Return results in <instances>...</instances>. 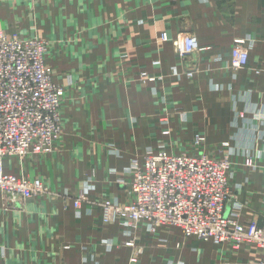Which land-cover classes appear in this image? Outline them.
<instances>
[{
  "label": "crops",
  "instance_id": "1",
  "mask_svg": "<svg viewBox=\"0 0 264 264\" xmlns=\"http://www.w3.org/2000/svg\"><path fill=\"white\" fill-rule=\"evenodd\" d=\"M0 28L57 45L48 61L67 94L65 130L54 150L5 161L18 176L42 179L51 194L26 201L0 196V264H247L259 257L252 243L237 248L163 227L136 232L142 252L133 262L130 237L102 221L99 202L128 198V187L109 171L121 173L135 155L157 147L166 128L181 142L198 129L229 134L225 141L237 148L236 111L264 104V0H0ZM181 34L198 38L201 50L190 58L172 44ZM247 37L254 45L249 64L234 77L230 52ZM173 66L193 75L141 78ZM243 177L236 174L234 182ZM252 183L235 192L246 205L242 222L261 208ZM87 186L79 217L75 198Z\"/></svg>",
  "mask_w": 264,
  "mask_h": 264
},
{
  "label": "built area",
  "instance_id": "2",
  "mask_svg": "<svg viewBox=\"0 0 264 264\" xmlns=\"http://www.w3.org/2000/svg\"><path fill=\"white\" fill-rule=\"evenodd\" d=\"M162 38L168 40V34L164 33ZM250 39H237L232 47L227 67L234 77L249 64L254 46ZM172 44L182 57L190 58L201 50L193 34L179 35ZM47 53V47L39 39L0 31V196L5 200L26 201L51 194L42 179L18 176L5 166L9 157L52 152L63 133L66 88L55 78ZM155 63L159 64L160 60ZM185 75L190 77L193 71L181 72L173 66L165 75L143 72L141 78L162 81L174 76L181 80ZM211 84L217 90L224 88ZM233 127L237 128L236 134H243L248 142L242 165L253 170L264 168V104L236 111ZM196 134L200 135L194 145L204 146L205 133ZM163 135L170 136L171 130L166 128ZM223 147L227 154L222 158L202 151L146 150L144 154L135 155L120 173L117 183L128 187V200L109 197L99 202V206L102 221L118 224L130 237L126 245L133 247V262L142 252L134 238L140 228L157 234L163 227H176L185 238L229 242L237 248L252 243L260 255L247 264H264V210L261 218L253 215L241 221L246 206L235 192L248 184L250 177L246 176L242 183L234 182L237 162L233 159L237 161V148L231 146L230 141L224 142ZM112 170V174L118 173ZM88 191L87 186L75 198L79 217ZM107 244L112 247L111 243Z\"/></svg>",
  "mask_w": 264,
  "mask_h": 264
},
{
  "label": "rangeland",
  "instance_id": "3",
  "mask_svg": "<svg viewBox=\"0 0 264 264\" xmlns=\"http://www.w3.org/2000/svg\"><path fill=\"white\" fill-rule=\"evenodd\" d=\"M0 31H2V32L6 33V34L8 33L2 28H0ZM13 33H17L18 36H20L21 38H36V39L41 40L45 44V46L47 47V50H48L47 56L49 55V52H55V51L58 50L57 45L52 44V42L49 39H47L45 37H42V36H40L38 34L26 35V34L21 33L18 30H15V31H13L11 33H8V34H13ZM174 40H176V38H174L173 41ZM174 48H175V46H174ZM180 57L184 58V59L187 58V57H182V56H180ZM47 60H48V57H47ZM48 63H49V61H48ZM50 66L54 69L52 64H50ZM143 72H141V74ZM54 73H55V69H54ZM169 76H171V74H169ZM55 78H56V76H55ZM178 114H179L181 120H183L184 122L188 120L186 112L180 111V112H178ZM166 117H167V115L162 117L161 119L163 120ZM63 118H64V115H63ZM64 130H65V128H64ZM64 130H63V133H64ZM196 133H205V134H203V135L206 136V142H205L204 146H200V145H197V144L194 145L196 137L198 135H200V134H196ZM206 133H207L206 130H203V129L199 130L198 129L193 134H188L187 135L188 137L183 139L182 142H181V140L173 138V134H171L170 136L163 135V136H165L164 140H162V142L157 147H148L147 151L150 150V149H153V150L157 151L159 148H162V149L164 148V149H167V150H170V151H173V152L191 151L192 153H198V152L202 151V152L207 153L208 155H212V156L219 157V158H222L224 155H226L227 154V149H225L223 147V143L230 141V140H226L225 141V139L229 136V134H225L226 136H224V134H206ZM209 135H210V137L208 139ZM243 142H244L243 134H237V161H236L235 158L233 159V161L237 162V176H239L241 174H243L244 177L249 176L250 177V182L249 183L253 182L252 184H256L255 195H257L259 197V200L262 203H261V208H260L259 212L255 213L253 215L261 218V214H262L261 212L264 210V168H262V169L259 168V169L253 170V169H250V168L248 169V168H246L245 166L242 165V163H243V160H242L243 153L247 152V149L245 148V145L243 144ZM180 146H182L183 149L179 148ZM231 146L235 147L233 144H231ZM110 149L112 151H116V148L114 146H111ZM114 170H117V169L114 168ZM112 171L113 170L111 169L109 172H110L111 175L115 176V180L117 182V179L119 177L118 174H120V172L117 170L118 173L114 175V174L111 173ZM123 171L124 170H122V172ZM251 172H253V173H251ZM252 174H254V175H252ZM244 177H243V179L241 181H238V182H241V183L244 182L245 181ZM31 179H33V178H31ZM237 191H238V189H237ZM81 192H83V191H81ZM107 198H109V197H107ZM110 198H113V197H110ZM244 205H245V203H244Z\"/></svg>",
  "mask_w": 264,
  "mask_h": 264
}]
</instances>
